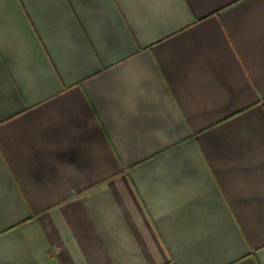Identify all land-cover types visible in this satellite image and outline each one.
<instances>
[{
    "label": "crops",
    "instance_id": "1",
    "mask_svg": "<svg viewBox=\"0 0 264 264\" xmlns=\"http://www.w3.org/2000/svg\"><path fill=\"white\" fill-rule=\"evenodd\" d=\"M0 264H264V0H0Z\"/></svg>",
    "mask_w": 264,
    "mask_h": 264
}]
</instances>
